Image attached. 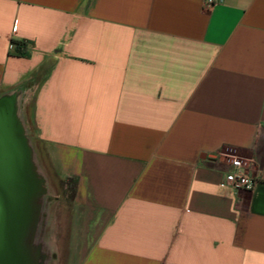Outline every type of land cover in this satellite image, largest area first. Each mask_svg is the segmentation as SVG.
<instances>
[{"label": "crops", "instance_id": "obj_1", "mask_svg": "<svg viewBox=\"0 0 264 264\" xmlns=\"http://www.w3.org/2000/svg\"><path fill=\"white\" fill-rule=\"evenodd\" d=\"M4 96L75 183L79 264H264V0H0Z\"/></svg>", "mask_w": 264, "mask_h": 264}, {"label": "rangeland", "instance_id": "obj_2", "mask_svg": "<svg viewBox=\"0 0 264 264\" xmlns=\"http://www.w3.org/2000/svg\"><path fill=\"white\" fill-rule=\"evenodd\" d=\"M28 142L34 161L30 172L34 188L30 196L33 221L27 229L26 246L33 264H79L75 183L62 172L54 150L31 139Z\"/></svg>", "mask_w": 264, "mask_h": 264}, {"label": "water", "instance_id": "obj_3", "mask_svg": "<svg viewBox=\"0 0 264 264\" xmlns=\"http://www.w3.org/2000/svg\"><path fill=\"white\" fill-rule=\"evenodd\" d=\"M31 155L16 98L4 96L0 98V264H33L26 246L27 229L33 221Z\"/></svg>", "mask_w": 264, "mask_h": 264}, {"label": "built area", "instance_id": "obj_4", "mask_svg": "<svg viewBox=\"0 0 264 264\" xmlns=\"http://www.w3.org/2000/svg\"><path fill=\"white\" fill-rule=\"evenodd\" d=\"M220 2L221 0H202V8L205 11H210ZM217 158L229 166V171L223 184L225 188L251 191L256 186L262 185V182L253 178L248 172L254 163L252 159L239 157L233 150L221 152L217 155Z\"/></svg>", "mask_w": 264, "mask_h": 264}]
</instances>
